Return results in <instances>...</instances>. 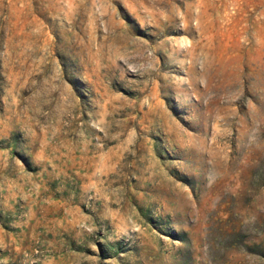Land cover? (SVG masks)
<instances>
[{
	"label": "rangeland",
	"instance_id": "374dc122",
	"mask_svg": "<svg viewBox=\"0 0 264 264\" xmlns=\"http://www.w3.org/2000/svg\"><path fill=\"white\" fill-rule=\"evenodd\" d=\"M0 264H264V0H0Z\"/></svg>",
	"mask_w": 264,
	"mask_h": 264
}]
</instances>
